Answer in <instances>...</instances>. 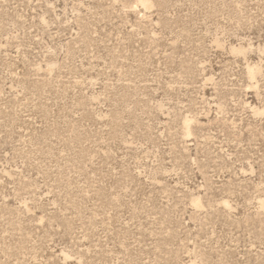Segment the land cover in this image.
<instances>
[{
  "label": "rangeland",
  "instance_id": "374dc122",
  "mask_svg": "<svg viewBox=\"0 0 264 264\" xmlns=\"http://www.w3.org/2000/svg\"><path fill=\"white\" fill-rule=\"evenodd\" d=\"M264 0H0V264H264Z\"/></svg>",
  "mask_w": 264,
  "mask_h": 264
},
{
  "label": "bare ground",
  "instance_id": "6f19581e",
  "mask_svg": "<svg viewBox=\"0 0 264 264\" xmlns=\"http://www.w3.org/2000/svg\"><path fill=\"white\" fill-rule=\"evenodd\" d=\"M140 3H142L143 5L147 4V0H139ZM262 206L264 207V201L262 202Z\"/></svg>",
  "mask_w": 264,
  "mask_h": 264
}]
</instances>
